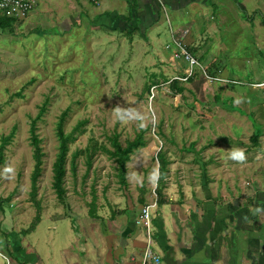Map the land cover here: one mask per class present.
Listing matches in <instances>:
<instances>
[{"label":"rangeland","instance_id":"obj_1","mask_svg":"<svg viewBox=\"0 0 264 264\" xmlns=\"http://www.w3.org/2000/svg\"><path fill=\"white\" fill-rule=\"evenodd\" d=\"M41 1L34 13H43L46 7L56 10L45 18L48 25L26 23L13 34L0 30V145L2 138L17 128L0 169V198H11L0 207V264H10L5 257L11 256L7 248L19 241L30 254L35 255L31 249L36 247L46 260L51 256L49 239L55 228L60 235L52 237L51 245L59 249L67 231L95 222L91 219L94 196L96 216L102 222L104 215L112 216L115 211L140 216L143 207L138 199L143 184L146 204L156 199L157 181L152 182L150 175L158 171L156 155L162 147L172 163L170 169L172 165L185 168L184 174L180 173L184 181H197L207 194L222 200L251 196L254 204L264 188V0L199 1L181 15L163 14L157 27L146 33L149 38L142 36L144 31L122 34L101 25L96 13L102 12V0L100 4L97 0L100 6L86 0L82 14L65 11V0L57 6ZM115 12L123 14L120 8ZM67 19L72 25L66 32L58 23ZM184 27L200 34L188 38L187 43L197 48V59L203 57V69L217 65L222 80L212 81L197 68L193 82H183V94L174 95L165 79L184 75L188 64L184 59L172 62V52L166 46L172 45L171 28ZM147 86H151L150 92ZM117 104L139 110L143 122L117 120L112 113ZM43 105L47 111L38 121V134L45 155L39 180L44 210L36 231L24 234L37 213L30 198L35 164L30 124ZM64 112H68L66 132L85 122V133L71 145V153L84 149L91 138L111 148L109 137L114 133L125 146L144 131L147 146L132 155L127 187L119 182L117 163L99 152L89 172L84 157L77 160L76 175L67 165V203L58 202L52 166L59 145L57 123ZM159 130L162 136L155 134ZM255 131L261 133L259 147L251 140ZM232 148L245 150L244 163L228 158ZM209 158L213 163L208 167L206 185L198 164ZM8 168L12 171L6 172ZM172 175L171 179L179 182L178 172ZM174 185L176 190L177 183ZM165 213L169 215L168 230H173L169 206ZM97 226L104 227V223ZM150 230L153 236L157 231L154 223Z\"/></svg>","mask_w":264,"mask_h":264},{"label":"crops","instance_id":"obj_2","mask_svg":"<svg viewBox=\"0 0 264 264\" xmlns=\"http://www.w3.org/2000/svg\"><path fill=\"white\" fill-rule=\"evenodd\" d=\"M59 1L47 0V5L57 6ZM65 1V11L80 14L88 2ZM199 1L203 0H102L101 4L99 0L103 9L96 16L101 25L111 30L119 29L122 34L144 31L142 36L149 38L146 33L157 27L163 14L167 16L170 11L181 15ZM41 2L46 5V1ZM37 7L15 28L26 23L29 26L48 25L45 18L52 17L56 10L46 7V11L36 14ZM117 8L122 9V16L115 12ZM58 24L65 27L67 32L72 20L67 19L63 24ZM189 29L188 38L200 36H196L192 28ZM155 35L159 36L158 31ZM173 172H178L179 182L171 179ZM184 172L183 166H171V176L164 190L169 204L158 207L153 217L157 231L152 236L151 248L154 255L160 258L157 264H264V188L254 204L251 196L222 200L216 195L207 194L197 181H184V175H180ZM262 179L264 185V176ZM174 183L178 186L176 190ZM166 206L170 207L173 230H168ZM129 216L132 215L119 213L112 219V216L104 215V222L97 216L92 217L95 222L67 231V239L61 242L59 249L51 245L54 244L52 237L60 235L55 228L49 239L51 243L48 251L51 256L45 257L46 260L38 255L36 247L31 249L35 255L30 254L21 241L11 242V256H4L10 259V264H143L146 233L136 225L139 216L133 215L131 219ZM102 223L104 227L97 226Z\"/></svg>","mask_w":264,"mask_h":264},{"label":"trees","instance_id":"obj_3","mask_svg":"<svg viewBox=\"0 0 264 264\" xmlns=\"http://www.w3.org/2000/svg\"><path fill=\"white\" fill-rule=\"evenodd\" d=\"M238 1V0H236ZM245 12V10L243 11ZM16 21L15 19L0 16V30L3 32H9L13 34L15 32ZM189 52L195 56L198 52L197 48L188 47ZM196 57V56H195ZM203 57L198 58L200 62L202 61ZM201 64V63H200ZM217 65H211L209 69H206V73L212 79H219L220 73L222 72L220 68H217ZM208 70V71H207ZM183 76V75H182ZM196 74L188 79L187 82H193L194 77ZM186 82V83H187ZM165 83H168V88L170 92L174 95H182L183 92L186 90L184 83L179 80H166ZM151 86H147V91L150 92ZM20 92H17L15 95L19 96ZM3 111V105H0V112ZM47 111L45 105H43L38 113V115L32 119L30 124V140L31 145L33 147V157H34V167L31 174V191H30V198L32 200L33 205L36 207V216L33 220L31 226L26 229L23 233L24 234H32L37 229L38 225L41 222L42 214H43V202L39 199V180L43 173V164H44V151L42 147V139L38 134V121L42 118V116ZM235 111V110H233ZM68 112L62 113L57 123V138H58V152L56 155V159L52 166V173H53V188L55 190V194L59 203L66 205L67 198H68V191L66 187V177H67V165L70 164V170L73 172L74 175L77 173L78 169V159L80 157L85 158V164L87 166V172L90 171L93 165V161L95 156L99 153H105L109 155L118 165V178L119 182L122 186L127 187V173H128V164L132 160V155H134L139 149L145 148L147 146V142L144 138V131L139 132L133 140H128L126 145L124 146L120 141V136L117 133H114L109 140L111 142L112 147L108 148L106 144L99 143L96 139L91 138L84 149H77L76 151L71 153V145L74 144L80 136L85 133L84 121H80L76 124V126L70 131H65V122L67 118ZM17 128L14 127L11 133L2 138L1 145H0V169L6 162V149L12 143L13 139L15 138ZM157 136H162V130H159L158 133H155ZM261 133L259 131H255L251 140L255 147H259V140H260ZM194 146V145H193ZM71 153V154H70ZM70 158V160H69ZM156 160L158 162V179L156 183L155 194L157 197V205L158 207H162L164 205L169 204L167 197L164 193L166 188L167 179L170 172V165L172 164L170 159L167 156V152L163 149L156 155ZM212 160H209L199 163L200 171L202 176L206 179V185H208V167L212 164ZM141 192L139 194V201L142 206H146V185L143 184L141 186ZM95 195V192H94ZM11 198L8 200H3L0 198V207L2 208V203L10 201ZM97 197L94 196V201L92 202L91 206V213L92 216L96 217V205ZM143 206V207H144ZM120 212L115 211L112 213V219L116 218ZM10 242V240H9ZM8 247V246H7ZM11 245L7 248H9ZM11 250V248H10ZM10 253V251H9Z\"/></svg>","mask_w":264,"mask_h":264},{"label":"built area","instance_id":"obj_4","mask_svg":"<svg viewBox=\"0 0 264 264\" xmlns=\"http://www.w3.org/2000/svg\"><path fill=\"white\" fill-rule=\"evenodd\" d=\"M90 1L94 4L98 3L97 0ZM37 5L38 0H0V16L15 19L16 24H20L28 18V16L36 9ZM164 10L166 11L165 7ZM170 31L172 35V45L166 46V49L171 50L172 52L170 60L172 62H175L177 59H184L188 64V67L184 71V75L176 76L172 80L187 82L188 79L192 78L195 75L197 68L202 69L204 75L212 81L222 80L212 79L211 77H209L206 71L201 66L200 61L189 52V44L187 43V39L190 35L189 28H181L178 30H174L173 28H171ZM157 207L158 205L156 197L155 201L152 204H148L142 208L141 214L136 220V224L145 230L147 238V246L143 254V264H157L160 262V258L154 255L151 248L152 233L150 230L151 225L153 224V211Z\"/></svg>","mask_w":264,"mask_h":264},{"label":"clouds","instance_id":"obj_5","mask_svg":"<svg viewBox=\"0 0 264 264\" xmlns=\"http://www.w3.org/2000/svg\"><path fill=\"white\" fill-rule=\"evenodd\" d=\"M236 103H240V101H236ZM113 116L123 122L126 119H132L135 118L141 122L144 120V116L139 112L137 109H130L128 107H125L124 105L117 104L113 109H112ZM142 126V123H141ZM228 158L234 162L237 163H244L246 161V154L245 150L243 148H232L228 150ZM6 172H11L12 169L8 168L5 169ZM158 171L154 170L153 173L150 175V179L152 182H156L158 179Z\"/></svg>","mask_w":264,"mask_h":264}]
</instances>
